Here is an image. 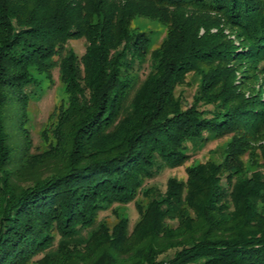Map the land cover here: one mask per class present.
<instances>
[{"label": "trees", "instance_id": "trees-1", "mask_svg": "<svg viewBox=\"0 0 264 264\" xmlns=\"http://www.w3.org/2000/svg\"><path fill=\"white\" fill-rule=\"evenodd\" d=\"M140 17L164 31L155 49L153 32L132 26ZM71 40L83 41L81 57ZM55 71L65 106L54 145L32 156L27 106ZM190 72L194 102L210 110H179L173 89ZM257 75L264 0H0V264L45 251L53 232L57 256L42 264H64L62 249L79 247L116 254L92 264H264V102L241 91ZM225 136L219 163L188 167L185 183L169 180L137 206L130 236L124 220L109 230L95 221ZM168 248L173 257L153 260Z\"/></svg>", "mask_w": 264, "mask_h": 264}, {"label": "rangeland", "instance_id": "rangeland-1", "mask_svg": "<svg viewBox=\"0 0 264 264\" xmlns=\"http://www.w3.org/2000/svg\"><path fill=\"white\" fill-rule=\"evenodd\" d=\"M133 28H136V30H147L148 32H153L154 37H152V41L154 42V46L152 49H155L156 46H158V43L163 37V30L161 31V26L156 23L155 21L152 22L148 20L145 17H140L137 19H134L132 21ZM215 29H212L210 31L213 32ZM201 32V31H200ZM228 30H225L223 33L224 35L227 34ZM234 34L229 33V38L234 42V46L237 45L236 41L233 38ZM67 47L73 51V53L79 58L82 56L85 48L83 41H77V40H71ZM58 74L55 71L53 73V81L52 84H50L49 87H43L42 92L39 93L38 96L31 99V101L28 103V108L26 110V124L25 129L28 132L30 144L32 150H30V154L33 155H42L47 151V149L50 148V146L54 145V134L53 129L56 126L57 116L60 111V108L62 106H65L66 102V94L64 93V89L62 84L60 83L58 79ZM246 82L243 78L240 79V77L237 75L234 81L235 85H241V83ZM246 88L252 87L251 93L247 92V89H242L241 91L244 92V98L248 97L250 94L255 95V92L259 91V96L262 98V102H264V80L263 76L257 75L255 77L254 81H251L249 83H245ZM199 87V76L193 73H187L185 74L183 80L175 85V88L173 89V97L177 102L179 106L180 111H184L188 106L197 107V109L200 110H210L211 108L206 106L205 104H196L194 101L197 98V92ZM230 136H225L219 139H216L215 141L209 142H202L196 148H191L188 151V154L190 157L186 160L185 163H183L181 166L174 167V169H166L163 168L160 170L161 172L157 174L155 177L147 179V181L144 182L143 188L138 193V195L133 199V202H130L129 204H119V205H110L106 208L105 211L100 212L95 221L103 225L104 227H107L108 230L113 228L118 222L123 221L126 224V236H130L132 230H134V225L136 224L139 214L137 213V206H139L141 209L145 207L147 202L149 201L150 197L149 194L153 195H162L165 192L167 181L174 180L176 182L185 183L186 181V172L188 167L202 165V163L208 162L213 165H216L222 160V152L225 148L226 144L229 142ZM53 161L56 160L53 158ZM242 165L245 168H250L248 165V159L246 156L241 157L240 159ZM58 162V161H56ZM55 162V163H56ZM13 170V167L10 166L8 168V172H11ZM229 208V206H228ZM231 211V209L229 208ZM165 224L168 227H171V229H174V223L165 221ZM107 230V231H108ZM136 239H138L136 237ZM49 247L45 248L42 251L35 250L36 252L33 253L32 256L28 255V259H26L25 264H42L46 263L44 260V257H50L52 258L57 256V249H59L58 245L60 243V238L57 234V232L51 233L49 239L47 238L45 240ZM51 242V243H50ZM139 243L137 246H142L143 244L146 245L147 241H140L137 240ZM72 245H70L71 247ZM137 247V248H139ZM178 249V248H177ZM176 248L172 249H165L163 253L158 254L157 257H154V261L156 262H164V260H167L168 258L173 257L174 253L177 251ZM63 252H69L70 256L66 257L69 260H66L64 264H92L94 260L100 259V261H103L105 259V256L103 254L107 253V257L112 255L113 257H116V254L113 253V251H105L102 250L100 253H97L96 255L91 256L88 251L87 254L82 251V249L79 247V252H72L71 248H65L62 249ZM31 257V258H30ZM51 258V260H52ZM58 260V259H57ZM23 262V264H24ZM56 262V261H53ZM52 262V263H53ZM51 262L47 264H52Z\"/></svg>", "mask_w": 264, "mask_h": 264}]
</instances>
